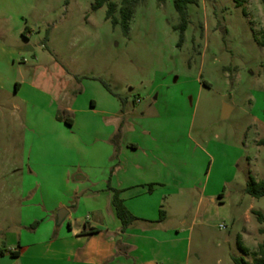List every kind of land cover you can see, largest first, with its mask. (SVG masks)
Wrapping results in <instances>:
<instances>
[{"label":"rangeland","instance_id":"rangeland-1","mask_svg":"<svg viewBox=\"0 0 264 264\" xmlns=\"http://www.w3.org/2000/svg\"><path fill=\"white\" fill-rule=\"evenodd\" d=\"M111 1L120 8L122 0ZM94 4L0 0V42L9 49L5 76L22 77L19 71L26 75L53 58L78 71L85 83L79 95L104 81L131 106L140 100V110L153 115L146 118L153 127L160 122L176 140L190 144V183L205 187L206 195H224L223 204L211 198L200 204L202 189L184 199L190 223L197 218L190 264H235V257L252 262L264 242V223L246 212L253 205L264 214V197L255 199L243 190L251 177L264 180V47L256 39L264 30V1L199 0L188 7L182 42L174 0L139 3L128 36L106 18L107 6L94 10ZM14 102L0 90V226L7 215L20 222L24 209L15 192L19 187L13 196L7 187L11 180L20 186L28 160L27 128ZM226 105L232 112L223 118ZM240 235L251 255L239 248Z\"/></svg>","mask_w":264,"mask_h":264},{"label":"crops","instance_id":"crops-1","mask_svg":"<svg viewBox=\"0 0 264 264\" xmlns=\"http://www.w3.org/2000/svg\"><path fill=\"white\" fill-rule=\"evenodd\" d=\"M4 69L9 70V49L0 42V90L15 98L28 145L24 179L20 186L14 180L7 186L12 196L19 187L15 192L24 209L20 222L14 215L1 222L0 264H190L197 218L190 223L186 195L202 189L200 204L206 198L224 202V195H206L205 187L190 183V144L176 140L160 122L153 127L146 119L153 115L140 110V100L134 107L123 103L110 85L108 90L98 83L79 95L85 83L78 71L57 59L26 75L19 71V78L5 76ZM59 112L72 124L59 120ZM113 190L121 191L138 218L125 231ZM64 209L67 215L59 223ZM253 211L251 205L248 218Z\"/></svg>","mask_w":264,"mask_h":264},{"label":"trees","instance_id":"trees-1","mask_svg":"<svg viewBox=\"0 0 264 264\" xmlns=\"http://www.w3.org/2000/svg\"><path fill=\"white\" fill-rule=\"evenodd\" d=\"M143 0H122L120 8L117 3L112 2L111 0H95V4L93 6L94 10H98L104 6H107V16L106 18L110 20L114 26L120 25L124 34L129 35L131 29V21L135 14L136 6L141 3ZM158 3L163 4L165 0H157ZM264 1V0H263ZM199 0H174V5L177 13L180 17V24L176 27L177 30L180 31L181 42L185 37V32L189 26V5H197ZM119 9L120 16L117 17V11ZM257 41L261 46L264 47V30L261 32L260 36H258ZM104 86L110 90L109 86L102 81ZM120 100L124 103L126 102L123 98L120 97ZM59 120H64L66 123L72 124V121L69 120L68 117L62 116V113L58 114ZM113 205L116 209L117 216L122 222L123 228L122 230H127L135 221H137V217L132 214V212L125 205L124 200L121 197V191L113 190ZM246 193L255 199H259L264 197V180L257 181L255 178L251 177L249 184L246 187ZM253 214L256 216L259 223H264V214L261 212L253 211ZM166 212L161 210V220L165 218ZM39 222H35L34 225H38ZM97 230L92 229L90 233H96ZM261 234H264V230H260ZM238 246L241 251L246 255H251V250L244 245L241 236L238 237ZM254 259L252 262H248L243 258H233L235 264H264V242L260 243L258 246V250L254 254Z\"/></svg>","mask_w":264,"mask_h":264},{"label":"water","instance_id":"water-1","mask_svg":"<svg viewBox=\"0 0 264 264\" xmlns=\"http://www.w3.org/2000/svg\"><path fill=\"white\" fill-rule=\"evenodd\" d=\"M230 112H231V107L226 105L223 110V118L229 117ZM66 215H67V210L65 209L59 212V223H61L65 219Z\"/></svg>","mask_w":264,"mask_h":264},{"label":"built area","instance_id":"built-area-1","mask_svg":"<svg viewBox=\"0 0 264 264\" xmlns=\"http://www.w3.org/2000/svg\"><path fill=\"white\" fill-rule=\"evenodd\" d=\"M222 228H223V226H222Z\"/></svg>","mask_w":264,"mask_h":264}]
</instances>
